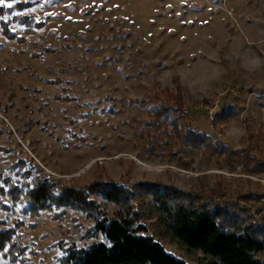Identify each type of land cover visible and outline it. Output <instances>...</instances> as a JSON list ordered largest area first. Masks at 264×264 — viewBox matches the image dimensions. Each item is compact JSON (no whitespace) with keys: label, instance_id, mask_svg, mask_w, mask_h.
Here are the masks:
<instances>
[{"label":"rangeland","instance_id":"374dc122","mask_svg":"<svg viewBox=\"0 0 264 264\" xmlns=\"http://www.w3.org/2000/svg\"><path fill=\"white\" fill-rule=\"evenodd\" d=\"M19 2L28 6L5 18L15 38L3 36L0 25V128L11 131L0 133L4 176L10 164L23 161L26 171L46 175L60 188L86 190L98 178L122 183L136 194L149 234L188 264L214 260L171 236L152 198L136 193L139 183L220 199L247 222L264 224V170L258 168L264 161V67L247 72L238 58H264V0L6 3ZM17 16L35 19L29 27L34 33L13 21ZM36 22L42 26L35 28ZM205 62L222 66L223 77L206 94L192 95L178 72L195 75ZM165 92L181 97L193 129L225 142L233 152L185 149L174 136L161 137L154 146L137 123L146 119L148 107L132 102L154 94L164 98ZM229 120L245 130L239 142L226 135ZM93 198L108 215L117 210ZM11 208L0 209L2 228L22 224L18 231L31 264H68L66 249L105 242L101 235L87 237L94 221L80 211L60 222L47 212L29 218L21 204ZM0 264L20 263L0 258Z\"/></svg>","mask_w":264,"mask_h":264},{"label":"trees","instance_id":"16d2710c","mask_svg":"<svg viewBox=\"0 0 264 264\" xmlns=\"http://www.w3.org/2000/svg\"><path fill=\"white\" fill-rule=\"evenodd\" d=\"M7 1L0 5V25L3 36L14 39L15 33L9 29V21L5 18L12 14V10H22L28 4L19 2L9 7ZM13 21L24 24L28 34L34 33L29 27L35 19L17 16ZM41 26L36 22L34 27ZM19 40L25 38L19 37ZM165 95L161 98L154 94L132 102L148 107L146 119L137 123L142 125V133L154 146L160 145L161 137L174 136L175 144L185 149L203 150L211 155L233 152L225 142L192 128V121H187L186 108L178 94L165 92ZM231 112L223 114V119L234 113ZM4 131L11 133L9 129L0 128V133ZM163 143L167 148L172 144L166 140ZM24 165L23 161L10 164L7 176L0 171V209L14 210L11 207L21 204L24 215L29 218L47 212L60 222L71 211H80L94 221L87 237L101 235L105 239V242L87 249H66L65 253L70 256L68 264H188L168 253L163 243L149 234V227L136 204V194L122 183L98 178L86 190L60 188L46 175L34 176L26 171ZM258 168L264 170L263 160L258 162ZM137 192L152 198L161 214L159 219L163 227L187 250L202 252L214 260L213 264H264L261 258L264 256V224L254 220L247 222L242 213L232 210V204L214 198L205 200L202 194L183 192L161 183H139ZM93 197L113 203L117 210L108 215ZM5 198L11 206L6 204ZM3 225L5 222L0 221V258L11 263L31 264L27 262V246L18 231L22 224L16 222L11 228H2Z\"/></svg>","mask_w":264,"mask_h":264},{"label":"clouds","instance_id":"9594fccd","mask_svg":"<svg viewBox=\"0 0 264 264\" xmlns=\"http://www.w3.org/2000/svg\"><path fill=\"white\" fill-rule=\"evenodd\" d=\"M238 58L240 60L241 67L247 72H256L264 67V58L255 54H238ZM223 74L224 70L222 66L206 62L199 65V71L195 75L183 70L178 72L181 83L192 95L206 94L216 81L222 79ZM164 83H167V81H164ZM225 124L226 135L229 139L234 142H239V140L244 136L245 130L234 120L226 121Z\"/></svg>","mask_w":264,"mask_h":264},{"label":"snow or ice","instance_id":"6c2138e0","mask_svg":"<svg viewBox=\"0 0 264 264\" xmlns=\"http://www.w3.org/2000/svg\"><path fill=\"white\" fill-rule=\"evenodd\" d=\"M5 3V0H0V5H3ZM9 7L11 6V5H8ZM101 240L103 241V237L101 238Z\"/></svg>","mask_w":264,"mask_h":264}]
</instances>
